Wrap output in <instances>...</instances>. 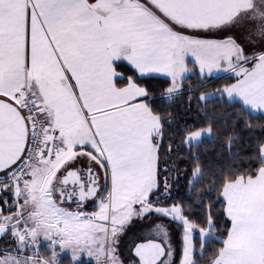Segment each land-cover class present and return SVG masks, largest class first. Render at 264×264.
<instances>
[{
  "label": "snow or ice",
  "instance_id": "snow-or-ice-1",
  "mask_svg": "<svg viewBox=\"0 0 264 264\" xmlns=\"http://www.w3.org/2000/svg\"><path fill=\"white\" fill-rule=\"evenodd\" d=\"M0 264H264V0H0Z\"/></svg>",
  "mask_w": 264,
  "mask_h": 264
},
{
  "label": "trees",
  "instance_id": "trees-1",
  "mask_svg": "<svg viewBox=\"0 0 264 264\" xmlns=\"http://www.w3.org/2000/svg\"><path fill=\"white\" fill-rule=\"evenodd\" d=\"M192 79H193V80H195L196 78H195V77H193ZM210 147H211V146H210Z\"/></svg>",
  "mask_w": 264,
  "mask_h": 264
},
{
  "label": "rangeland",
  "instance_id": "rangeland-1",
  "mask_svg": "<svg viewBox=\"0 0 264 264\" xmlns=\"http://www.w3.org/2000/svg\"><path fill=\"white\" fill-rule=\"evenodd\" d=\"M134 227H136V226H134Z\"/></svg>",
  "mask_w": 264,
  "mask_h": 264
}]
</instances>
